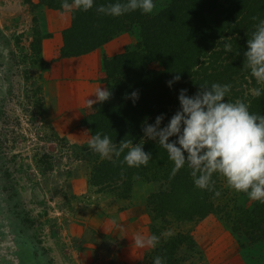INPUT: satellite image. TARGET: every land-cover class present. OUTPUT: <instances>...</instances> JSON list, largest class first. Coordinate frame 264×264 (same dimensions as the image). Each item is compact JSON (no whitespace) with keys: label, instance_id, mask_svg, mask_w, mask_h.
I'll return each instance as SVG.
<instances>
[{"label":"rangeland","instance_id":"1","mask_svg":"<svg viewBox=\"0 0 264 264\" xmlns=\"http://www.w3.org/2000/svg\"><path fill=\"white\" fill-rule=\"evenodd\" d=\"M167 1L158 0L151 14ZM48 9L64 10L42 0H0V264H153L154 248H137L134 238L178 233L194 242L177 252L179 264H264V237L252 241L222 216L258 201L231 189L222 175L213 188L215 208L191 219L178 217V210L163 216L154 211L151 197L166 173L158 163L148 173L135 167L125 185L101 179L97 169L112 157L89 147L93 134L85 119L95 105L77 135L64 128L69 115L60 120L54 106L46 104L49 63L42 56V40L50 33L40 16ZM215 19L214 12L206 13L209 23ZM125 32L132 36L127 47L136 45V27L113 38ZM104 71L105 78V62ZM254 84L245 94L254 95ZM186 202L180 196L174 205ZM251 232L255 235L254 228Z\"/></svg>","mask_w":264,"mask_h":264},{"label":"trees","instance_id":"2","mask_svg":"<svg viewBox=\"0 0 264 264\" xmlns=\"http://www.w3.org/2000/svg\"><path fill=\"white\" fill-rule=\"evenodd\" d=\"M157 1L154 0V4ZM115 2L117 0H94L95 6L87 12L73 9L72 24L63 31L64 45L60 55L65 57L86 54L121 31L138 29L136 45L105 59L104 82L112 97L96 103L85 121L93 136L97 132L102 136L106 134L118 146L122 140H131V145L143 144L144 151L152 153V159L147 166L139 167L140 172L148 173L150 168L153 171L156 163L165 168L166 173L160 175L163 186L151 197L158 215L178 210V217L182 218L204 216L215 208L214 191L196 187L187 164L171 176L174 162L159 143L144 137L142 128L145 123H154L161 113L165 114L161 126L166 125L179 108V90L187 89L188 95H193L199 85L205 83L208 86L212 83L231 85L225 97L227 101L242 100L250 106V112L264 115V94L260 97L245 94L246 86L255 83V89L259 87L264 91V84H257L250 71L243 67L247 40L259 20H264V0H224L222 3L220 0H168L154 14H144L140 10L119 17L97 13L96 6ZM42 3L62 9L61 0H42ZM207 12L216 14L214 24L206 20ZM254 16L258 19L253 20ZM225 43L232 45L231 52L225 50ZM153 63L158 67H152ZM176 72L181 75V80L170 89L166 82ZM136 90L139 99L135 103L125 98L126 93ZM126 153L127 149L118 158L113 155L112 159L101 162L97 169L101 172L100 178L117 179L125 185L137 172L135 167L122 163ZM219 178V173L213 174L214 186ZM180 196H185L187 202L175 207ZM235 207L226 215L222 214L231 229L246 233L252 241L264 237V203L258 201L251 207ZM160 238L149 255L152 262L156 256H161L164 264H179L176 255L182 245L193 247L194 244L185 233Z\"/></svg>","mask_w":264,"mask_h":264},{"label":"clouds","instance_id":"3","mask_svg":"<svg viewBox=\"0 0 264 264\" xmlns=\"http://www.w3.org/2000/svg\"><path fill=\"white\" fill-rule=\"evenodd\" d=\"M94 0H61L64 10L87 12L94 7ZM156 5L154 0H117L115 3L96 6L98 14L119 17L140 10L151 14ZM257 20V17H252ZM255 30L247 40V50L243 53V67L250 71L257 84H264V20H259ZM226 51L231 52L232 45L225 43ZM181 80L176 72L167 81L171 89ZM231 90L229 84L207 83L199 85L193 95L187 89H180L179 108L163 127L165 114L156 116L152 124L145 123L144 137L156 141L163 147L174 162L171 176L185 166L191 169L194 184L201 190L212 191L214 173L222 175L228 186L236 192H242L254 201L264 203V115L249 111V105L242 100L229 102L225 99ZM264 94L261 88L254 89V95ZM96 99H88L89 106L103 103L112 97L106 88L97 89ZM126 99L135 103L139 99L138 90L125 94ZM175 137V139H170ZM89 147L102 157H119L127 149L122 163L129 167L147 166L152 159L151 152H145L143 144L121 141L119 146L108 135L97 132L89 140ZM220 195L219 191L215 192ZM160 238L155 234L147 238L137 235L134 244L137 248H155ZM153 264H164V258L156 256Z\"/></svg>","mask_w":264,"mask_h":264},{"label":"crops","instance_id":"4","mask_svg":"<svg viewBox=\"0 0 264 264\" xmlns=\"http://www.w3.org/2000/svg\"><path fill=\"white\" fill-rule=\"evenodd\" d=\"M42 14V28L50 33L42 40V56L49 63L44 74L46 104L54 106L53 112L61 115L60 120L69 115L64 128L68 134L79 135L84 115L95 105L89 106L88 99H96L97 89H107L103 81L105 58L124 52L132 36L125 32L86 54L62 57L63 31L70 25V12L48 9Z\"/></svg>","mask_w":264,"mask_h":264}]
</instances>
